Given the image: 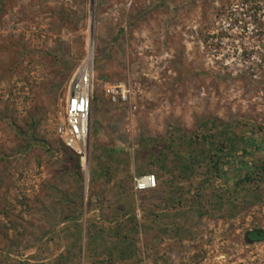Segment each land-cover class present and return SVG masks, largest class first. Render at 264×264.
<instances>
[{
  "label": "rangeland",
  "instance_id": "rangeland-1",
  "mask_svg": "<svg viewBox=\"0 0 264 264\" xmlns=\"http://www.w3.org/2000/svg\"><path fill=\"white\" fill-rule=\"evenodd\" d=\"M91 2L0 0V264H264V0H96L83 171L57 129Z\"/></svg>",
  "mask_w": 264,
  "mask_h": 264
},
{
  "label": "built area",
  "instance_id": "built-area-1",
  "mask_svg": "<svg viewBox=\"0 0 264 264\" xmlns=\"http://www.w3.org/2000/svg\"><path fill=\"white\" fill-rule=\"evenodd\" d=\"M95 81L93 62L83 64L77 70L68 88L62 113L63 121L57 129V135L63 145L79 156L83 171L86 170L84 159L88 155V140L90 142L92 134ZM102 93L106 101L112 105L136 109V106L132 105L131 88L125 83L103 82ZM157 187L158 180L154 174L134 178V190L137 193L155 190Z\"/></svg>",
  "mask_w": 264,
  "mask_h": 264
},
{
  "label": "bare ground",
  "instance_id": "bare-ground-1",
  "mask_svg": "<svg viewBox=\"0 0 264 264\" xmlns=\"http://www.w3.org/2000/svg\"><path fill=\"white\" fill-rule=\"evenodd\" d=\"M95 5H96V0H92L91 2V19H90V26H89V50H88V55L86 58V61L84 65L86 64H92L93 62V50H94V33H95ZM89 144V140H88ZM85 160V159H84ZM85 162V161H84ZM88 168V167H87Z\"/></svg>",
  "mask_w": 264,
  "mask_h": 264
},
{
  "label": "trees",
  "instance_id": "trees-1",
  "mask_svg": "<svg viewBox=\"0 0 264 264\" xmlns=\"http://www.w3.org/2000/svg\"><path fill=\"white\" fill-rule=\"evenodd\" d=\"M65 148H67V147H65ZM68 149V148H67ZM69 151H71L70 149H68ZM72 153H73V158H74V160H75V162H76V166H77V169H81V167H80V158H79V156L78 155H76L73 151H71Z\"/></svg>",
  "mask_w": 264,
  "mask_h": 264
},
{
  "label": "flooded vegetation",
  "instance_id": "flooded-vegetation-1",
  "mask_svg": "<svg viewBox=\"0 0 264 264\" xmlns=\"http://www.w3.org/2000/svg\"><path fill=\"white\" fill-rule=\"evenodd\" d=\"M258 236H260V237H264V235H262V234H258Z\"/></svg>",
  "mask_w": 264,
  "mask_h": 264
},
{
  "label": "crops",
  "instance_id": "crops-1",
  "mask_svg": "<svg viewBox=\"0 0 264 264\" xmlns=\"http://www.w3.org/2000/svg\"><path fill=\"white\" fill-rule=\"evenodd\" d=\"M159 179H160V177H159ZM159 179H157V180H159ZM160 183H161V179H160ZM142 193V192H141Z\"/></svg>",
  "mask_w": 264,
  "mask_h": 264
}]
</instances>
